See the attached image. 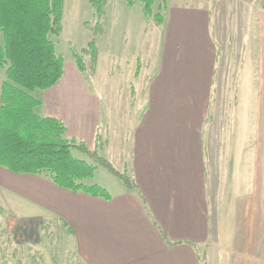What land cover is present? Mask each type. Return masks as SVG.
<instances>
[{
	"label": "crops",
	"instance_id": "0c3cea01",
	"mask_svg": "<svg viewBox=\"0 0 264 264\" xmlns=\"http://www.w3.org/2000/svg\"><path fill=\"white\" fill-rule=\"evenodd\" d=\"M126 6L109 0L106 18L116 24ZM138 9L128 10L137 11L143 36L130 61H121L124 83L96 79L115 62L99 49L94 80L66 59L62 78L36 91L41 104L34 109L62 120L67 138L98 147L134 177L138 191L122 186L108 190L106 200L2 167L0 188L13 203L26 201L66 222L84 264H264V145L255 149L259 159L246 163L248 191L222 196L221 186L237 187L238 180L218 172L224 167L216 162V134L205 130L214 84L228 80L226 50L238 14L245 51L232 87L240 90L239 103L261 106L264 120V0H171L160 25L146 23ZM124 23L133 30V22ZM223 29L230 33L225 40ZM4 75L0 70V85Z\"/></svg>",
	"mask_w": 264,
	"mask_h": 264
},
{
	"label": "trees",
	"instance_id": "16d2710c",
	"mask_svg": "<svg viewBox=\"0 0 264 264\" xmlns=\"http://www.w3.org/2000/svg\"><path fill=\"white\" fill-rule=\"evenodd\" d=\"M108 1L88 0L96 22L105 15ZM170 1L159 0L153 13L155 0H125L129 8L141 3L146 23L153 20L156 25L163 22ZM63 13L64 0H0V69L5 74L0 85V167L16 174L44 175L60 188L110 200L106 188L86 183L101 167L127 192H136L134 177L117 169L98 147L89 149L84 142L67 138L62 120L34 111L41 104L36 91L51 88L64 74L65 58L57 51ZM97 34L95 29L81 50L71 49L83 75L87 57L95 66ZM139 69L137 62L136 76ZM99 140L98 134L96 144Z\"/></svg>",
	"mask_w": 264,
	"mask_h": 264
},
{
	"label": "rangeland",
	"instance_id": "374dc122",
	"mask_svg": "<svg viewBox=\"0 0 264 264\" xmlns=\"http://www.w3.org/2000/svg\"><path fill=\"white\" fill-rule=\"evenodd\" d=\"M127 7L119 9V20H116V24H112L106 15L96 22L88 0H64L62 32L57 42V51L63 54L66 61L72 60L71 62L74 63L71 49L84 48L93 38L96 29L97 50L111 51L112 61L113 59L115 61L112 62L109 70L104 66L101 67L96 79L124 83V64L121 61H130L143 36L138 26L137 11H129V7L125 9ZM134 7L139 8V14L143 16L142 4L137 2L132 8ZM156 9L155 6L153 13H156ZM233 18L237 22L234 25L235 33L233 31L231 34L235 36L226 50L229 54L226 57L229 58L228 80L220 82L218 88L215 86L216 83L214 84L209 113L205 121V130L211 128L216 134L214 138L216 162L224 167L222 170L218 169V172L224 170V173H229L231 178L236 177L238 180L237 187L235 184L222 185L219 190L222 196L233 193L245 194L248 191L249 186H245V183L250 176L246 163L250 164L251 161L255 162L259 159L255 149L264 145V137H261L264 135V120L260 119L261 106L249 104L247 98H243L242 103H239L240 90L232 87L235 85L233 80L239 59L242 60L245 51L244 15L238 14ZM127 19L129 23L133 22V30L124 23ZM150 22L154 23L153 20ZM221 34L226 35L223 37L224 40L228 38V34L230 35L227 29L221 30ZM223 39L221 46L218 45L219 51L225 49ZM86 61L88 69L85 77L92 81L95 79V66L90 62L89 57ZM245 91L258 93V90L250 88ZM216 100L219 101L218 104ZM244 147L248 148L245 153L242 152L245 150ZM91 182L110 191H116L123 186L118 179L101 167L95 172ZM229 183L233 181L230 180ZM9 196L0 188V264H84L78 256L72 232L66 222L40 207H31L25 203L26 201L13 203L9 200Z\"/></svg>",
	"mask_w": 264,
	"mask_h": 264
}]
</instances>
